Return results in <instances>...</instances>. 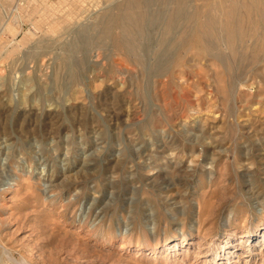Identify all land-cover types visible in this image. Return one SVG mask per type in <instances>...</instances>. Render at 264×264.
Instances as JSON below:
<instances>
[{
    "label": "rangeland",
    "instance_id": "rangeland-1",
    "mask_svg": "<svg viewBox=\"0 0 264 264\" xmlns=\"http://www.w3.org/2000/svg\"><path fill=\"white\" fill-rule=\"evenodd\" d=\"M263 8L0 0V264H264Z\"/></svg>",
    "mask_w": 264,
    "mask_h": 264
},
{
    "label": "bare ground",
    "instance_id": "bare-ground-1",
    "mask_svg": "<svg viewBox=\"0 0 264 264\" xmlns=\"http://www.w3.org/2000/svg\"><path fill=\"white\" fill-rule=\"evenodd\" d=\"M257 2V1H256ZM234 4V3H233ZM239 4V3H238ZM251 4V3H250ZM259 4V3H258ZM263 4V3H262ZM246 5V4H245ZM240 6V5H239ZM253 6V5H252ZM236 8V7H235ZM248 8V7H247ZM243 9H245V8H243ZM249 9V8H248ZM254 9H255V7H254ZM264 9V8H263ZM260 10V9H259ZM251 11V10H250ZM254 11V10H253ZM252 12V11H251ZM257 12H258V10H257ZM264 12V11H263ZM131 13V12H130ZM129 12H128V14L126 15V17H125V22H123V23H125V27H127V28H125L126 30H129V29H135L136 31H141L142 30V17L141 16H135V14H130ZM251 13H250V17H251ZM261 15V14H260ZM262 16V15H261ZM260 16V18H261V20H263L262 19V17L264 16H262L261 17ZM255 17V16H254ZM233 19V18H232ZM255 19V18H254ZM252 21V20H251ZM232 22V21H231ZM234 24V23H233ZM124 26V25H123ZM230 27V26H229ZM2 28V27H1ZM208 30H210V29H208ZM207 30V31H208ZM207 33V32H206ZM199 36V35H198Z\"/></svg>",
    "mask_w": 264,
    "mask_h": 264
}]
</instances>
